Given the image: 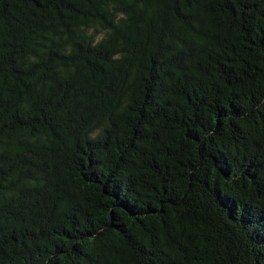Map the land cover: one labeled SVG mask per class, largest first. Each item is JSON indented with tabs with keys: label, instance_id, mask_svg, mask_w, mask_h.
I'll use <instances>...</instances> for the list:
<instances>
[{
	"label": "trees",
	"instance_id": "trees-1",
	"mask_svg": "<svg viewBox=\"0 0 264 264\" xmlns=\"http://www.w3.org/2000/svg\"><path fill=\"white\" fill-rule=\"evenodd\" d=\"M0 264H264V0H0Z\"/></svg>",
	"mask_w": 264,
	"mask_h": 264
}]
</instances>
